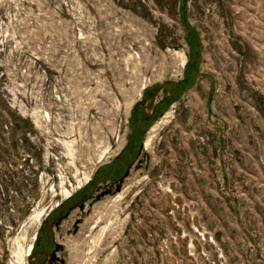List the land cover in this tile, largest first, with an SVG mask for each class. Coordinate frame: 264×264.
Masks as SVG:
<instances>
[{
	"label": "rangeland",
	"instance_id": "374dc122",
	"mask_svg": "<svg viewBox=\"0 0 264 264\" xmlns=\"http://www.w3.org/2000/svg\"><path fill=\"white\" fill-rule=\"evenodd\" d=\"M0 264H264V0H0Z\"/></svg>",
	"mask_w": 264,
	"mask_h": 264
},
{
	"label": "flooded vegetation",
	"instance_id": "af4514ba",
	"mask_svg": "<svg viewBox=\"0 0 264 264\" xmlns=\"http://www.w3.org/2000/svg\"><path fill=\"white\" fill-rule=\"evenodd\" d=\"M139 121H140V119H139ZM133 135H132V137L130 138V141L133 139V141L136 143V140H137V144H138V141H139V132L138 131H134L133 133H132ZM141 148V146H140V141H139V145L137 146V145H135L134 146V150H137L136 152H133V153H135L136 155H135V157L137 158V153H139V151L141 150L142 151V149H140ZM117 157H118V155H117ZM125 157H127V155H123V158L121 157V159H119V161H121V164H125V163H127V161H128V159L127 160H125ZM130 157V156H129ZM119 158H120V155H119ZM124 160V161H123Z\"/></svg>",
	"mask_w": 264,
	"mask_h": 264
},
{
	"label": "trees",
	"instance_id": "16d2710c",
	"mask_svg": "<svg viewBox=\"0 0 264 264\" xmlns=\"http://www.w3.org/2000/svg\"><path fill=\"white\" fill-rule=\"evenodd\" d=\"M135 121H137V120H135V119L133 120V125L131 124V125H132L131 128L136 126ZM138 122H139V121H138ZM132 131H136V130H134V128H133Z\"/></svg>",
	"mask_w": 264,
	"mask_h": 264
},
{
	"label": "bare ground",
	"instance_id": "6f19581e",
	"mask_svg": "<svg viewBox=\"0 0 264 264\" xmlns=\"http://www.w3.org/2000/svg\"><path fill=\"white\" fill-rule=\"evenodd\" d=\"M179 61V60H178ZM180 61H181V63H183L184 62V57H182V58H180ZM40 215V214H39ZM39 215H37V216H39Z\"/></svg>",
	"mask_w": 264,
	"mask_h": 264
},
{
	"label": "water",
	"instance_id": "95a60500",
	"mask_svg": "<svg viewBox=\"0 0 264 264\" xmlns=\"http://www.w3.org/2000/svg\"><path fill=\"white\" fill-rule=\"evenodd\" d=\"M143 147H145V142H144V144H143Z\"/></svg>",
	"mask_w": 264,
	"mask_h": 264
}]
</instances>
